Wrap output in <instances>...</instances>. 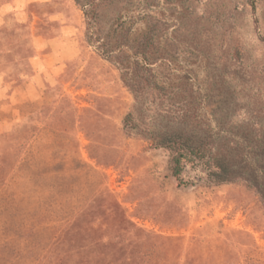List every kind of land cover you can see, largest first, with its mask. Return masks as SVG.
Instances as JSON below:
<instances>
[{"label": "rangeland", "instance_id": "rangeland-1", "mask_svg": "<svg viewBox=\"0 0 264 264\" xmlns=\"http://www.w3.org/2000/svg\"><path fill=\"white\" fill-rule=\"evenodd\" d=\"M59 13L76 56L28 103L31 22L53 35ZM3 19L0 120L21 119L0 133V264H264V0H49ZM178 134L263 195L204 160L172 176L161 141Z\"/></svg>", "mask_w": 264, "mask_h": 264}, {"label": "crops", "instance_id": "crops-1", "mask_svg": "<svg viewBox=\"0 0 264 264\" xmlns=\"http://www.w3.org/2000/svg\"><path fill=\"white\" fill-rule=\"evenodd\" d=\"M47 1L49 0L4 1L1 3L2 6L0 7V26L4 23V16L10 13H21L22 16L24 9L30 4ZM51 21L57 22L58 26L55 29V34L49 36L35 33L36 21L33 20L31 22L34 54L30 58V62L33 67V76L26 86L33 93L30 94V98L27 100L28 103L36 100V93L45 88V81L50 80L54 75L62 73L67 66V62L76 56V27L73 21H68L64 13H59L57 16H54L51 18ZM2 87L3 80L0 77V90ZM18 96L19 92L15 89L12 95V97L15 98L13 101L22 102L20 99H16ZM12 104H14V102H12ZM8 111H11L10 117L0 120V133L11 126L12 123L21 119L17 109H9Z\"/></svg>", "mask_w": 264, "mask_h": 264}, {"label": "trees", "instance_id": "trees-1", "mask_svg": "<svg viewBox=\"0 0 264 264\" xmlns=\"http://www.w3.org/2000/svg\"><path fill=\"white\" fill-rule=\"evenodd\" d=\"M141 56L144 57L143 54ZM161 145L169 152L168 170L174 177L180 176L186 162L194 163L197 160H204L208 169V176L216 184L243 180L249 187L263 195L260 186L254 180L253 173L250 172L246 176V171L234 168L230 160L224 156L208 154L203 143L190 142L189 138L178 134L163 138Z\"/></svg>", "mask_w": 264, "mask_h": 264}]
</instances>
